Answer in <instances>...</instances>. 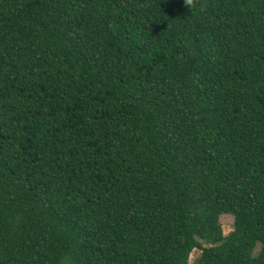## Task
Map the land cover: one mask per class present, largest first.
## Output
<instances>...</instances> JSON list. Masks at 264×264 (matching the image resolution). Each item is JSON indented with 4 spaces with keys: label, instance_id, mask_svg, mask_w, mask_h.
Masks as SVG:
<instances>
[{
    "label": "trees",
    "instance_id": "trees-1",
    "mask_svg": "<svg viewBox=\"0 0 264 264\" xmlns=\"http://www.w3.org/2000/svg\"><path fill=\"white\" fill-rule=\"evenodd\" d=\"M193 249L264 264V0H0V264Z\"/></svg>",
    "mask_w": 264,
    "mask_h": 264
},
{
    "label": "rangeland",
    "instance_id": "rangeland-1",
    "mask_svg": "<svg viewBox=\"0 0 264 264\" xmlns=\"http://www.w3.org/2000/svg\"><path fill=\"white\" fill-rule=\"evenodd\" d=\"M233 216L230 213H221L218 216V223L220 225L221 233L225 235L232 229ZM256 248H254L253 253H255ZM199 250L193 249L188 257V264H192L193 259L197 256Z\"/></svg>",
    "mask_w": 264,
    "mask_h": 264
},
{
    "label": "clouds",
    "instance_id": "clouds-1",
    "mask_svg": "<svg viewBox=\"0 0 264 264\" xmlns=\"http://www.w3.org/2000/svg\"><path fill=\"white\" fill-rule=\"evenodd\" d=\"M184 6L191 10L196 6L197 0H183ZM60 264H75L74 258L71 255L62 257Z\"/></svg>",
    "mask_w": 264,
    "mask_h": 264
}]
</instances>
